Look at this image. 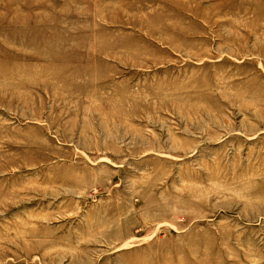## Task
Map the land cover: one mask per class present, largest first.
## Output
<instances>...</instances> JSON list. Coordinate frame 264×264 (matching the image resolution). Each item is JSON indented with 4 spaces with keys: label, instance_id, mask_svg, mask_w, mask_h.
I'll use <instances>...</instances> for the list:
<instances>
[{
    "label": "rangeland",
    "instance_id": "1",
    "mask_svg": "<svg viewBox=\"0 0 264 264\" xmlns=\"http://www.w3.org/2000/svg\"><path fill=\"white\" fill-rule=\"evenodd\" d=\"M0 264H264V0H0Z\"/></svg>",
    "mask_w": 264,
    "mask_h": 264
}]
</instances>
